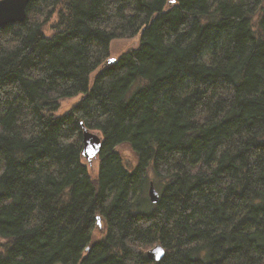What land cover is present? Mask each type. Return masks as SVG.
<instances>
[{
	"label": "trees",
	"instance_id": "trees-1",
	"mask_svg": "<svg viewBox=\"0 0 264 264\" xmlns=\"http://www.w3.org/2000/svg\"><path fill=\"white\" fill-rule=\"evenodd\" d=\"M26 13L0 29V264H264V0H31ZM138 34L103 66L113 39ZM80 123L103 139L95 178Z\"/></svg>",
	"mask_w": 264,
	"mask_h": 264
},
{
	"label": "water",
	"instance_id": "water-1",
	"mask_svg": "<svg viewBox=\"0 0 264 264\" xmlns=\"http://www.w3.org/2000/svg\"><path fill=\"white\" fill-rule=\"evenodd\" d=\"M31 0H0V29L6 25L14 23H22L27 16L26 8ZM115 58H108L103 66L113 63ZM81 128V158L88 164H91L94 159H98L102 147V136L95 131H91L83 123H80ZM148 197L152 204L157 203L159 193L153 183L149 184ZM97 225H101V217H95ZM89 251V247L86 248ZM165 255V249L161 244H156L146 252V257L150 261L158 262Z\"/></svg>",
	"mask_w": 264,
	"mask_h": 264
},
{
	"label": "rangeland",
	"instance_id": "rangeland-1",
	"mask_svg": "<svg viewBox=\"0 0 264 264\" xmlns=\"http://www.w3.org/2000/svg\"><path fill=\"white\" fill-rule=\"evenodd\" d=\"M139 44V34L131 37V38H117L113 39L108 48V58H119L123 53H126L129 50L135 49ZM101 69V67H100ZM99 68L92 72L89 76V83L91 84L94 76L99 72ZM81 99V96H74L71 98L61 99L59 101V108L53 112L55 117H61L65 115L73 106H75ZM117 152L121 156L123 165L127 171H132L137 163L136 156L128 144H120L116 147ZM83 163L86 165L88 173L92 178H95L98 171L99 160L94 159L91 164H88L84 159H82ZM96 229H94V239L99 238L101 233L103 232V228L100 225H96ZM156 244L150 245V247L145 250V253L152 248Z\"/></svg>",
	"mask_w": 264,
	"mask_h": 264
}]
</instances>
